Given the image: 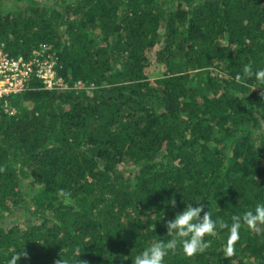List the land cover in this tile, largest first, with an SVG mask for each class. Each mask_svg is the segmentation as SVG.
Wrapping results in <instances>:
<instances>
[{"label":"trees","instance_id":"obj_1","mask_svg":"<svg viewBox=\"0 0 264 264\" xmlns=\"http://www.w3.org/2000/svg\"><path fill=\"white\" fill-rule=\"evenodd\" d=\"M2 44L63 83L0 97V264H133L186 204L230 226L264 202V83L243 74L264 0H0ZM227 235L165 264H264V235L242 225L225 258Z\"/></svg>","mask_w":264,"mask_h":264},{"label":"clouds","instance_id":"obj_2","mask_svg":"<svg viewBox=\"0 0 264 264\" xmlns=\"http://www.w3.org/2000/svg\"><path fill=\"white\" fill-rule=\"evenodd\" d=\"M249 78L255 77L260 83H264V69L253 72L251 67L245 65L244 73ZM242 74L235 76L236 81H240ZM255 89V88H254ZM201 202L186 204L182 211L176 212L174 217L166 222V235L171 237L167 242H157L145 248L132 259L133 264H165V258L170 252L179 246L183 253L192 257L203 253L209 248L211 241L206 237H216L221 229H228L226 247L223 249V257H233L235 254V243L240 239L242 225L257 235H264V202L259 203L253 210L246 211L243 216L233 215L231 224H225L219 217L213 218L210 211L205 212V204ZM175 207V200L168 201ZM203 212V215L201 213ZM27 258L28 253L16 251L7 264H18L21 257ZM62 264H69L67 259L62 260ZM76 264L80 262L76 261Z\"/></svg>","mask_w":264,"mask_h":264},{"label":"built area","instance_id":"obj_3","mask_svg":"<svg viewBox=\"0 0 264 264\" xmlns=\"http://www.w3.org/2000/svg\"><path fill=\"white\" fill-rule=\"evenodd\" d=\"M44 50L35 49L33 57L25 59L23 56H11L3 44L0 45V97L23 89L25 82L34 74L42 77L50 88L63 83L53 69V62L40 60Z\"/></svg>","mask_w":264,"mask_h":264},{"label":"rangeland","instance_id":"obj_4","mask_svg":"<svg viewBox=\"0 0 264 264\" xmlns=\"http://www.w3.org/2000/svg\"><path fill=\"white\" fill-rule=\"evenodd\" d=\"M153 80H154V78H153Z\"/></svg>","mask_w":264,"mask_h":264}]
</instances>
